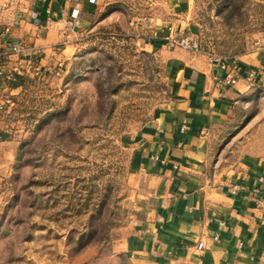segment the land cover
Returning <instances> with one entry per match:
<instances>
[{
  "label": "crops",
  "instance_id": "0c3cea01",
  "mask_svg": "<svg viewBox=\"0 0 264 264\" xmlns=\"http://www.w3.org/2000/svg\"><path fill=\"white\" fill-rule=\"evenodd\" d=\"M100 1L102 5L89 0H0V5L13 3L16 12L10 18L0 15V28L11 29L10 42H20L28 51L38 49L43 64H64L58 77L23 78L0 87V101L17 106L30 94L37 103L50 99V110L59 109L56 97L68 100L72 86L87 78L84 68L89 58L84 54L92 45L88 39L97 36L95 30L101 26L113 25L112 31L124 37L121 44L156 57L151 63H165L170 98L166 93L153 118L126 139L129 170L137 180L132 195L139 216L112 241V264H264V145L227 168H219L222 159L214 167L219 152L215 146L222 133L235 126L237 107L254 94L264 97V81L257 91H248L244 82L223 88L218 85L219 69L205 57L185 59L178 50L150 44L147 39L153 30L191 27L196 0ZM74 9L80 10L78 25L72 19ZM241 62L257 69L264 79L262 54ZM11 106L0 113L4 125ZM183 122L190 126L185 134L179 130ZM11 127L0 141L3 206L9 165L21 146L17 140H7ZM231 185L240 186V192L232 195Z\"/></svg>",
  "mask_w": 264,
  "mask_h": 264
},
{
  "label": "rangeland",
  "instance_id": "374dc122",
  "mask_svg": "<svg viewBox=\"0 0 264 264\" xmlns=\"http://www.w3.org/2000/svg\"><path fill=\"white\" fill-rule=\"evenodd\" d=\"M14 13L0 5L2 17ZM190 24L184 32L198 51L171 50L185 59L203 56L209 65L241 61L256 54L264 34V0H196ZM113 27L103 25L88 39L87 78L72 86L68 100L56 97L59 109L30 94L17 106L11 101L7 140L21 146L0 205V264H112V241L139 216L126 139L153 118L166 93L170 98V85L165 63L121 44ZM128 59L136 63H123ZM236 114L215 146V168L264 145V97L245 98Z\"/></svg>",
  "mask_w": 264,
  "mask_h": 264
},
{
  "label": "built area",
  "instance_id": "2783aa9c",
  "mask_svg": "<svg viewBox=\"0 0 264 264\" xmlns=\"http://www.w3.org/2000/svg\"><path fill=\"white\" fill-rule=\"evenodd\" d=\"M91 4L102 5L100 0H89ZM13 3L6 2L1 5L3 11L11 10ZM15 12V11H14ZM16 13V12H15ZM50 13V11H48ZM80 10L74 9L72 19L76 25L79 24ZM11 29L9 26L0 28V87H7L9 84L19 79L29 78L38 81H45L52 77L60 76L64 64L62 61H55L52 64H43L41 62V52L38 49L28 51L20 42H10ZM64 41L68 42V36L64 35ZM148 41L152 45H159L167 49L184 48L190 51H198L197 43L191 41L184 31H175L172 28L153 30L148 35ZM256 53L264 56V34L257 41ZM213 64L217 66L221 74L218 79V85L223 88H229L244 82L248 91H257L264 81L263 76L257 69L245 66L237 59H214ZM13 105L11 101H0V113L7 110V106ZM180 133H187L190 126L183 122L180 126ZM10 132V128L4 126L0 121V141H2ZM263 182V179H260ZM229 190L232 195L240 192L238 185H231ZM172 197L167 196V200ZM166 199L162 201V207L165 206ZM218 237L216 236L215 239ZM204 243L198 244V249L202 250Z\"/></svg>",
  "mask_w": 264,
  "mask_h": 264
}]
</instances>
